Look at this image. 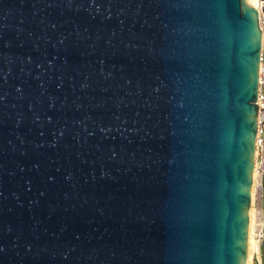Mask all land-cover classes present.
I'll return each instance as SVG.
<instances>
[{"label":"water","instance_id":"water-1","mask_svg":"<svg viewBox=\"0 0 264 264\" xmlns=\"http://www.w3.org/2000/svg\"><path fill=\"white\" fill-rule=\"evenodd\" d=\"M233 2L0 0V264H246Z\"/></svg>","mask_w":264,"mask_h":264},{"label":"snow or ice","instance_id":"snow-or-ice-1","mask_svg":"<svg viewBox=\"0 0 264 264\" xmlns=\"http://www.w3.org/2000/svg\"><path fill=\"white\" fill-rule=\"evenodd\" d=\"M252 4L253 0H234L231 7L237 14L234 24L229 27L230 33H236L240 37L241 53H248L242 54L239 64L231 69L233 77L240 82L244 102L240 113L235 117L236 125L225 129V134L231 135L238 127L245 139L243 155L239 161V181L242 183H238L236 189L238 193L243 194L244 199L233 201L234 210L242 209L234 214L232 230L233 238L238 235L241 242L246 239V210L251 203V191L257 169V143L261 135L260 126L264 123V113L260 111L261 107H264L260 104L261 99H264L260 95L261 85H264V21L261 20V13L250 6ZM249 101H254L255 106L250 105Z\"/></svg>","mask_w":264,"mask_h":264},{"label":"built area","instance_id":"built-area-1","mask_svg":"<svg viewBox=\"0 0 264 264\" xmlns=\"http://www.w3.org/2000/svg\"><path fill=\"white\" fill-rule=\"evenodd\" d=\"M255 10L261 13V20L264 21V0H256ZM260 95L264 97V85H261ZM264 105V99L260 101ZM264 113V107L260 109ZM261 135L257 143V156H256V192L254 195V208L257 219L254 225L253 236L257 241V248L254 251L252 264H264V123L261 124Z\"/></svg>","mask_w":264,"mask_h":264},{"label":"bare ground","instance_id":"bare-ground-1","mask_svg":"<svg viewBox=\"0 0 264 264\" xmlns=\"http://www.w3.org/2000/svg\"><path fill=\"white\" fill-rule=\"evenodd\" d=\"M256 0H253V4L250 5L252 7H256L255 3ZM256 192V185L255 182L253 184V188L251 191V203L248 215V228H247V239H246V264H252V258L254 255V251L257 248V241L254 239L253 231L255 221L257 219L255 208H254V195Z\"/></svg>","mask_w":264,"mask_h":264}]
</instances>
